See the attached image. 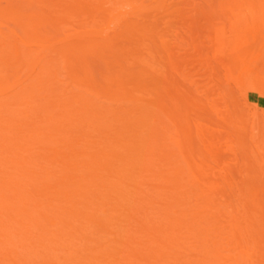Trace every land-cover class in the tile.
I'll use <instances>...</instances> for the list:
<instances>
[{
    "label": "bare ground",
    "instance_id": "1",
    "mask_svg": "<svg viewBox=\"0 0 264 264\" xmlns=\"http://www.w3.org/2000/svg\"><path fill=\"white\" fill-rule=\"evenodd\" d=\"M122 1L0 0V264H212L213 257H217V245H209L213 228L205 227V221L197 219L199 213H208L206 217L210 218L212 207L207 196L203 194L201 197L206 206L200 212L193 204L186 206L191 204L188 200L194 198L196 182L202 186V192L208 190L212 193L218 185L216 182L214 186L209 184L208 170L202 167L204 159L193 156L189 121L196 111L197 115L205 116V112L210 114L217 105L212 101L210 107H205L201 100L205 91H208L207 95L214 89L216 92L214 86H220L217 90L222 86L228 90L224 81L215 83L214 79L219 80L216 77L219 70H226V75L229 71L236 74L235 70L232 71L233 59L235 63L238 62L236 58L239 60V64H235L237 66L247 65L248 59L251 62L250 57H255L254 45L256 47L261 42H258L257 33L264 30V23L260 22L264 17V0H250L245 9L236 12V21L230 23L236 24L237 31L231 30L238 35L242 32H238L242 30L241 26L246 28L243 35L253 28L252 33L245 34V38L248 36L246 39L234 33L235 38L230 32L216 40L221 43L222 49L217 46L218 53H215L218 57L220 53L224 55L220 63L225 67L232 59V64L223 68L219 58L217 63L222 66L221 69L212 60L211 64L198 67V76H201L211 65L209 74L206 72L203 75L208 79L213 75L209 81L213 80L212 85L216 84L211 86V90L201 91L197 87L202 96L200 92L192 96L191 85L194 82L185 87L180 82L183 87L178 88L179 83L175 82L174 76L172 92L166 85L167 74L149 72L152 63L145 56V59L140 57L145 50L141 52L138 49L142 47L137 46L141 52L139 58L137 50L129 46L132 37L144 41L142 38L148 36L149 25L138 27L136 17L133 18L136 24L128 23L124 18L129 12L138 10L139 13L133 15L142 12V17L144 11L140 12V9H145V3H141L143 7L138 6L137 10L138 3H134L138 0H130L134 10L127 12L128 6L124 5L128 4V0ZM148 6L146 4V8ZM125 7L126 10H122ZM147 10L145 15L150 17ZM143 18L146 17L143 15ZM239 21L243 24L239 25ZM244 21L251 23L250 26L246 24L250 28L245 26ZM252 24H255L254 27ZM128 32V36L124 35ZM232 38H235V43L231 42ZM227 45L233 46L229 50L231 54L223 52L224 48L227 50ZM260 46L264 49V43ZM232 51H235L234 56ZM90 58L98 59L105 67V71L98 74L100 80L89 64ZM192 58L185 61L186 67L183 65L180 72L187 68L184 71H188L189 76L196 75V70H192L193 74L189 71L192 66L187 67L193 61V67H196L198 59ZM243 59H247L245 64ZM180 65L182 63H178ZM211 67L213 73L210 75ZM216 70L219 72L216 73ZM185 72L180 75L187 77ZM233 73L230 74L233 79L231 85L228 83L230 75L226 76L229 78L227 82L225 80L233 91L225 90L227 96L224 90H220L223 94L219 91L214 93L221 94L217 99L221 102L218 107L229 99L227 105L222 106L223 113H218L221 115L219 122L225 123V128H228L225 132L229 137L237 132L234 138L241 145L238 135L243 138L242 133L248 127L243 124L246 127L243 129L240 126L245 123L241 119L247 117L241 112L243 100L241 103L239 96L247 93L239 77L235 80L238 83H235L240 84V87L236 84L239 87L237 90L240 89L237 94H240L234 93L232 82L239 75L237 73L235 77ZM63 74L64 78H60ZM186 87L191 88L190 92L185 90ZM228 93L232 96L229 97ZM100 97L109 103L135 104L112 108L95 101ZM228 106L239 110L233 107L229 110ZM227 112L231 114L229 117ZM224 117L228 118L224 119L227 120L225 122ZM228 121L232 126L227 124ZM261 122L264 123V119ZM260 140L256 143H262ZM171 145L176 148L173 153H170ZM214 146L211 141L202 143L203 154L214 160L223 158L231 150L228 147L224 150L227 152H223L221 147L219 151V147ZM247 147L246 150L249 152L250 148L253 153L252 146ZM242 150L238 153L241 154ZM255 156L257 159L258 154L254 153ZM223 179L230 180L231 175ZM147 181H157L159 186L148 187ZM150 188L155 191L148 192ZM160 189H163L162 193ZM160 199L165 201L162 207L156 205ZM159 213V219L153 216ZM192 219L195 220L192 222ZM113 224L117 226L113 227ZM207 236L212 238L209 240ZM187 238L192 239L188 247ZM197 242L198 246L195 245ZM186 247L202 256L197 257L199 254L194 253L196 258L192 253L191 257L186 252L184 255L187 258L184 259V256L181 259ZM188 258L193 259L189 262Z\"/></svg>",
    "mask_w": 264,
    "mask_h": 264
},
{
    "label": "rangeland",
    "instance_id": "2",
    "mask_svg": "<svg viewBox=\"0 0 264 264\" xmlns=\"http://www.w3.org/2000/svg\"><path fill=\"white\" fill-rule=\"evenodd\" d=\"M124 1H127V0H124ZM129 1L130 0L127 1L128 2V4L126 3L127 5L126 4L124 5L125 2L123 3L124 6H128L127 10H126V7L123 8L122 10H126L128 12L129 10L132 9L130 4H129ZM143 1L144 0H141V2H139V0H138V2H135L134 5L136 3H138L136 5L135 9L138 10V6L141 7L142 6L141 3L142 4L145 3V5H143V6H145L146 10L148 8L147 11H148V13L150 12L148 14V15H150V17L145 15L146 11H145L143 6H142L143 8L141 7L142 9H140V12H141V10L144 11L143 15H144V17H146L145 19L143 18V15H142V17L140 16L142 12L140 13V15L137 14L138 16L137 15L134 16L133 15L134 13L135 14L137 12L139 13V10L138 11L135 10L136 12H133L132 10H134V9L131 10L132 12H129L126 16H124V18H126L125 20H127L128 23L136 24L135 22L137 21L138 27H142V25L144 27H146L147 25H149V26H147V28H148L147 29L148 30L147 35L148 36L145 35L146 37L142 38V40L144 39V41H140L141 38L137 37L138 40H135L136 37H135V39H134V37H132L133 39L131 38L130 40H132L133 42L134 41H136V42H134V44H133V42L131 41L132 44L130 43V45H129L130 48L131 49L134 48L133 50L135 51V50H137V48L142 47V48H139L138 50H140L142 52V49H144L146 51L145 52L143 50L144 52H142V54L140 55L141 52L139 53V51L137 50V52L139 53V54H137V56L138 55H140V57L145 56V58H147L146 60L147 61L149 60L148 62L152 63V65L149 66V68H148L150 73L162 71L164 74H167L168 82L166 83V85H168V89L170 91L173 92V89H174L173 88L174 84H175V83H173L174 82V76L176 78L175 82L178 81V83H179L178 88H179V86L181 87L183 84L185 87V85L187 86L191 82L192 83L194 82L195 84H196V82L198 83L197 86L194 85V83L191 85L192 86L191 87L192 88V91H191L192 96H193V94L198 95L200 93H201L200 96H202L203 93L201 91L205 90L207 88H210V90H211V88H212L211 86L216 85V84L212 85L211 82H213V80L209 81V79L210 78L212 79V76H213V75H211L213 73V67H211L212 71L210 73L211 77L209 79L207 78V76H204V75H206V72L210 71L211 65H208V67H209L208 71L207 70L204 71L205 69H207L206 67L204 70H202V72L204 71L205 74L203 73L204 75L201 74V76H198V75H200L199 74L200 70L198 71L197 69L200 65L207 66V64H209V63L211 64V62H210L211 60L217 63V60L220 58L219 59V63H220V60L223 59L222 57H224V55L222 56V53H220L221 55H219V57L217 56L218 55L217 54L218 53L217 46L221 48V43H217L216 40H218L222 36V34H224V36L226 37L225 33H229V34L233 33L231 29L237 31L236 24H230V23H233L232 20L236 21V19H235L236 12H238V10L245 9L247 4H249L250 0H145L144 2ZM256 1H259V0H256ZM146 4L149 5L147 8H146ZM246 11H244V12H246ZM247 12L249 14V11H247ZM247 12H246V16L248 17ZM129 14H131V15H129ZM152 16H154L155 18ZM127 17L130 19V21H129V19H127ZM134 17L137 18L136 21L133 20ZM138 17L141 19H139ZM231 17H232V19H231ZM239 17H241V16H239ZM153 18L155 21L153 20ZM246 18H244V19H246ZM262 18H264V17H261L260 22L264 23V22H262V20H264ZM237 19H238V17H237ZM240 19H242V18H240ZM140 20H142V21H140ZM148 20L151 22V24H149L150 22ZM151 20H153V21H151ZM243 20H240V21L243 22ZM249 20H250V18H249ZM249 20H247V21H249ZM127 21H125V22H127ZM240 21L238 24L239 25L243 24ZM250 21L254 22L253 19H251ZM147 22H149V23L147 24ZM237 22H238V20H237ZM244 22H245L246 27L250 26V24H251V23L247 24L246 21H244ZM254 25L252 24V27H254ZM239 27H238V29H239ZM241 27H242V30H238V32L239 31L243 32L244 31L243 29H246V28H243L244 26H241ZM248 28H250V27H248ZM252 29L247 34L245 33V32H247L246 30L244 33L246 35H248V34H250V32L252 33ZM242 32H240V35L244 37V38L242 37L243 39H246L248 36L245 38V34L243 35ZM257 32H258V30L255 32V34ZM234 33H235V36H240V35H238L239 33L238 34H237V32H234ZM234 33L232 34L233 36H234ZM129 34L130 33L128 32V33H125L124 35L128 36ZM232 35H231V37H233ZM224 36H223V39H224ZM257 36H258V40H259L258 42H260V41L261 42L258 43V45L256 47L254 45V48H256V49H254L255 57H250V59L252 60L251 62L248 59V61L250 63L246 62V63H248L246 65L244 61L247 59H243L242 61H243V64H245V65H238L239 60H237V58H236L237 56L235 57L236 61H238V62H236V63H238L237 66L235 65L236 63L234 62L235 59H233V60L231 59L233 61L232 63H234V64L230 63L231 60L229 62L234 67V69H233V67L231 65L229 66L230 68L232 67V71L235 70L234 72H236V74L238 73L237 75H239L236 77V74L232 72L236 77V79H234V82H232V85H235L234 93L238 96L240 94V93L237 94V92L240 90V89L237 90L240 87V84H237L238 82L235 81V80H238V77L241 80V82L243 84V88L245 89V91L247 93V95L239 96V101L241 102L243 100L242 102L244 103L243 104L241 102L242 103L241 105H243V106H241V107L239 106V107H240V109H242L241 112L243 114L245 113L244 115H246L247 118L246 119H245V117L243 119L240 118L241 121L243 120V121H245V123H242L241 121H238V122L242 123L240 125L241 127L243 126V124H244V126L248 127V130L246 129L242 133L243 138H245V140L242 138V135H238L241 137V139L239 140V141H241V143H240L241 145H239V143L237 142L238 140L235 141V138H234L237 136V135L235 136V134L237 132H235V134H232L231 131L228 130V132L232 134L231 136L234 135L233 136L234 141H232L233 138H231V136L229 137L228 134H226V132H225L228 129V128H225V126H226V125H224L225 123L221 124L222 122L221 123L219 122L221 120L220 119L221 115L219 116L218 113H220L221 111H222L221 113H223V107L222 106L227 105L226 102L229 100V99L227 100V98H226L227 94L225 93V90L227 92H229V90H231L230 88H232V86L231 87L227 86L228 84L226 83L227 80L229 79L226 76H229L232 73H230V71L227 70V72L228 71L229 72L226 75V70L221 69V67L223 66L222 65L223 63L222 64L220 63L222 66H219L220 64L217 63V65L220 67L219 69H221V70L217 69V67L215 68V69L219 70L220 72L217 70L215 71L216 73L219 72L218 75L216 76L219 78V80H216V79H214V80H215V83L222 80V81H224L223 84L224 85L226 84V87L228 88V90L224 88L225 86L224 87L222 86L223 88L221 87L222 89L220 88V90H222V92L224 90V93L226 94V96H225V98L224 97L223 98L226 99L227 101L224 102L223 105H220L221 107L220 106L218 107V105L221 103L219 100H217L218 96H221V94H223V93H221L220 90H217V87H220V86H214L216 88V92L219 91L221 93L220 95H218L219 93L215 94L216 92H215V89L213 88L214 89L213 92L210 91L211 93L207 95L208 91H207V93L205 91L204 93L206 95L204 94L205 96L203 95L202 99L200 97V99L203 100V104L205 105V107H210V104L212 103V101L216 102V103L213 102L215 105L217 104L216 106H214L215 108L213 109V112L211 111L212 109H210V111H211L210 114H209V112H208V114L205 112L204 113L205 116H203L201 114H200L201 116H199V113L197 115V111H196V114H194L195 111L192 110V111H194L192 113L194 115H191L190 114L191 111L189 110L190 111L189 114L192 116V117H190V121H189V125H190L189 129L191 131V135H192V139H193V141H192L193 142V144H192L193 156L196 159L197 158L198 159H200V158L204 159V162H203L204 164L202 167H203V169L208 170V173H209V177H208L209 181L208 182H209V184L213 185L215 182H216V184H218V185H216L217 188L214 187L212 193H210V192H208L207 189H206L207 191L202 192V189H203L202 186L200 185V183L196 182L195 183L194 198L189 199L188 201H191V204L186 205L187 207H189L190 205L193 204V205H195L196 211L200 212L206 206L205 200L201 198L203 196V194H205V196H207L206 197L207 200L209 201V206L212 207L211 212H209L210 218L206 217L208 215V213H207V215L203 214V213H199L198 217H197L198 220L205 221L204 222L205 227L213 228V230L211 231V235L209 232H208L209 233L208 235L213 237V238L211 237L212 241H210V242L214 243V244H211L209 242L208 243H209V245H215L216 244L218 250L215 251V252H217L216 253L217 257H213L212 264H264V157H262V156H264V154H261L262 151H264V147H262V146H264V141L260 140V139H264V123L261 122L262 119H264V118H262V117H264V113H262V111H264V71L260 72L262 69H264V63L261 62V61H264V60H261V59H264V51H261L264 49H262L260 46L262 43H264V41H262V40H264V30L259 31V34L257 33ZM259 36H261V37H259ZM229 38H230V36H229ZM235 38H234V40L232 38L233 41L231 40V42L235 43L236 42ZM248 39H250V38H248ZM238 42L239 41H238V37H237V43ZM232 44L233 43H231L230 45H232ZM131 45H133V46L136 45V46L131 47ZM144 45H146V46H144ZM222 45H223V43H222ZM230 45H227L228 48ZM137 46H139V47H137ZM232 47L229 49L227 48L228 51L225 50L226 48L223 47L224 48L223 52L231 54V51L229 52V50L232 49ZM215 52H217V53H215ZM234 52L232 51L233 56H234V54H233ZM216 56H217V59L215 61L214 58H216ZM225 56H226V54H225ZM149 57L152 59H150ZM192 57H195L196 59H198L199 62L197 61L196 62L197 65L195 64L196 67H193V64L195 61H193V62L191 61L192 63L188 64L187 67L190 68V66H192L194 69H192V67H191L190 68L191 70H189V71L191 72L192 70L193 71L196 70L197 73H196V75L194 73V76H193V75H191V74H193V71H192V73L190 74L191 76H189V72L188 71L185 72L187 70V68H186V69H184L185 71L184 70L183 71L185 72V74L188 73L187 77L186 76L182 77L180 75V73L182 75H184L183 74L184 72L182 71L183 72L182 73L180 71L185 66L184 65V64H186L185 61H187V60L190 61V58H192ZM192 59L195 60L194 58H192ZM226 60H229V58ZM226 60L224 59V62H226ZM151 61H153V62H151ZM222 61L223 60H221V62ZM227 62L225 64H227ZM178 63H182V65H180L181 67L178 66ZM229 63H228V65H229ZM240 63H241V61H240ZM89 64L94 69L93 71H94L95 76H97L96 78L99 77L98 76L99 73H103L105 71V69H104L105 67H104L103 63L96 58H90ZM176 64L178 67H176ZM228 65H226L225 67L223 66V68H226ZM260 65L262 66V68ZM139 66H140V64H139ZM239 66H240V69H239ZM174 67L177 68L176 71H175ZM203 67L204 66H202L201 68H203ZM229 67L227 69H229ZM236 67H238V68H236ZM136 68H138V67H136ZM259 68H261V69H259ZM138 69H136V70H138ZM207 74H209V72ZM176 76H178V77H176ZM60 78H64V74ZM230 78H231V80H228L229 81L228 83H230V85H231V81L233 80L231 75H230ZM225 80H226V82H225ZM180 82L182 85L180 84ZM235 82H237V83H235ZM233 83H235V84H233ZM236 84L239 87L236 86ZM148 85H149V83H148ZM188 86H190V85H188ZM191 88L189 87L190 90H191ZM182 89H184V88H182ZM187 89H188V87H186L185 90H187ZM180 90H179V92H180ZM190 90H189V92H190ZM207 90H209V89H207ZM74 91H77V90L75 89ZM231 91H233V90H231ZM189 92H187V93H189ZM192 92H194V93H192ZM135 94H136L135 96H137L138 92L136 91ZM187 95H189V94H187ZM230 95L231 94H229V97H230ZM142 96L143 95H141V97ZM242 96L245 98H243ZM197 99H199V98H197ZM220 100H221V97H220ZM95 101L96 102L99 101V104L101 103V105L110 106L112 108H118L119 106L120 107H124V106L132 107L135 104V102H133L134 104H132V102L131 103L130 102H124V103L119 105L118 103L116 104L115 101L112 103L111 102L109 103L108 101H105V99L102 97L96 99ZM222 102H223V100H222ZM201 104H202V102H201ZM247 105H249V106H247ZM253 105L255 107L257 106V108H254ZM232 107L235 108V110L236 109L239 110V108H236L234 106H232ZM228 108H229V110L231 109L230 106H228ZM228 108H227V110H228ZM253 110H254V112H253ZM260 110H262L261 113H260ZM251 112H253V113H251ZM257 112H258V114L256 115ZM250 113L252 115L255 114L257 117H255L253 115L255 117L254 118L252 115H250ZM229 115H231V114H229ZM229 115L227 112V117H229ZM234 115L235 114L233 113V116ZM236 115H238V114H236ZM260 116H262V117L259 118ZM251 117H253L254 119ZM257 118H258V120H257ZM224 119H228V118L224 117L223 120ZM252 119L254 121H257V123L255 122L257 129H255L256 126H254V128H253L254 121L252 122L251 121ZM233 120H234V117H233ZM225 121H227V120H224V122ZM231 121H232V119H231ZM198 123H199V127L197 128L196 124H198ZM228 123H229V121L227 122V124ZM249 124H252V125H249ZM170 125H169V127L172 129V126H170ZM231 126H230V128H231ZM244 126H243V129L246 128ZM230 130H233V129H230ZM255 135L257 138L254 139ZM240 137H237V138H240ZM242 139H243V141H242ZM252 139H254V140L252 141ZM259 140L262 141V143L261 142H259V144L256 143ZM203 141L213 142V146L215 145L214 147H216V148L219 147V151H220V147H221L223 152H227L224 150H227L228 147L229 148L231 147V150H230L231 152L228 151L229 153L228 154L226 153V156H223V158H219L217 160L211 159L209 156L203 154V153H205V152H203V147H202ZM244 141H245V144H244ZM249 141L252 143H250ZM234 142H237L238 146H243L242 147L243 150L241 147H240L241 149L238 148L237 143H234ZM242 144H244V145H242ZM172 145H174V144H172ZM172 145H171L172 150H170L172 152H170V153H173L176 150V148H175L176 146L174 145L175 147H173ZM235 145H236V147H235ZM247 146H250V147L252 146L253 153L250 151V148H249V152H248V149L246 150V148H248ZM255 146H256V148H255ZM234 148H235V151L237 153L242 150L241 154L238 153V155L236 157L237 159L235 158V154H237V153L234 152ZM244 149H245V151H244ZM260 149H261V151H259ZM222 150H221V152H222ZM230 153L233 154L235 159L232 158V155ZM254 153H256V155L258 154L257 159H256V156L254 157ZM249 154L250 155L252 154V156H250ZM243 155H245V156H243ZM247 156L250 159L252 158L251 159L252 161L250 159H247L248 158ZM243 158L245 159V161ZM253 158L255 160H253ZM245 162L251 163V164L249 163V165H248V163H246L248 165L249 169H248L247 165L245 164ZM182 164H183V162H182ZM183 166L185 167V165H183ZM243 166L246 168H244ZM241 168H243V169H241ZM244 169H247V170H244ZM228 174L231 175V179L230 180H224L223 179L224 176H226ZM147 182L148 183L146 185L148 187L154 188L155 186H159L157 181H151V182L147 181ZM142 187H144V185ZM152 188H150L147 191L148 192L155 191V189H152ZM160 192L162 193L163 189H160ZM158 201L159 202L156 203V205L159 207H162L165 201L162 199H160ZM188 201H186V202L188 203ZM196 211L194 210V212H196ZM159 215H160V213L154 214L153 216L158 218ZM187 217H189V216H187ZM189 218H188V220L190 221L191 219H189ZM193 220H195V219H192V222H193ZM115 226H117V224L114 225L113 227H115ZM219 233H220V235H219ZM97 236H99V235H97ZM210 236L209 237L207 236L209 240L211 239ZM102 239H100V240H102ZM190 241H192L191 238L186 239L187 247H188V244ZM215 242H217V243H215ZM195 245L198 246L199 243L197 242ZM187 247H186V249H187ZM185 250L183 251V253H181V255H182L181 259H183V257L185 256L184 253H186V252H187L186 254L188 256H189V254L191 256L192 253L193 254L196 253V251H194L193 249H191V250L187 249L186 251ZM193 254H192V256L196 257L197 253L194 255ZM200 255L202 256V254H199V256H197V257H201ZM210 255H212V254H210ZM214 255H215V253H214ZM218 255H220V256L218 257ZM25 258H26V256H25ZM186 258H187V256L184 257V259H186ZM188 259H189L188 261L190 262V261H192L193 258H188ZM183 261L184 260H182V262ZM188 261L185 260V262H188ZM190 264H195V263L190 262Z\"/></svg>",
    "mask_w": 264,
    "mask_h": 264
}]
</instances>
